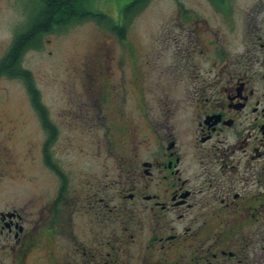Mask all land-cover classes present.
I'll return each instance as SVG.
<instances>
[{
  "label": "flooded vegetation",
  "instance_id": "af4514ba",
  "mask_svg": "<svg viewBox=\"0 0 264 264\" xmlns=\"http://www.w3.org/2000/svg\"><path fill=\"white\" fill-rule=\"evenodd\" d=\"M208 1L225 29L184 10L191 27L168 36L179 105L145 114L129 47L144 114L119 121L104 172L53 158L49 115L50 179L19 201L7 187L21 171L0 148V264H264V0L238 20L229 0Z\"/></svg>",
  "mask_w": 264,
  "mask_h": 264
},
{
  "label": "rangeland",
  "instance_id": "374dc122",
  "mask_svg": "<svg viewBox=\"0 0 264 264\" xmlns=\"http://www.w3.org/2000/svg\"><path fill=\"white\" fill-rule=\"evenodd\" d=\"M30 1L0 0V61L26 24ZM132 1L100 0L95 6L115 23L126 25L127 39L87 20L45 35L41 48L28 51L23 59L22 66L33 74L51 123L58 127L53 158H57L55 149H60L58 158L74 164L79 173L104 172L101 163L109 149L126 139L118 135L120 122L132 114H144L134 96L138 88L129 47L139 57L137 71L144 90L139 93L145 94V114H163L166 106L180 104L171 90L174 50L168 36L191 27L183 23L184 10L199 21L207 20L215 31L225 29L208 0H151L125 21L124 8ZM254 1L229 0L235 19L255 14ZM259 15L264 16V6ZM46 140L25 84L0 76V148L11 154L21 171L15 184L7 187L18 192L19 201L44 196L50 179L41 167Z\"/></svg>",
  "mask_w": 264,
  "mask_h": 264
},
{
  "label": "trees",
  "instance_id": "16d2710c",
  "mask_svg": "<svg viewBox=\"0 0 264 264\" xmlns=\"http://www.w3.org/2000/svg\"><path fill=\"white\" fill-rule=\"evenodd\" d=\"M98 1L100 0H31L26 24L16 33L8 52L0 61V76L18 79L25 84L33 108L47 130H52L49 112L42 102L33 74L22 66L23 59L28 51L41 48L42 38L45 35L87 20L106 25L123 40L126 35V25L117 24L106 14L98 11L95 7ZM150 1L133 0L124 8L125 21L144 9Z\"/></svg>",
  "mask_w": 264,
  "mask_h": 264
}]
</instances>
